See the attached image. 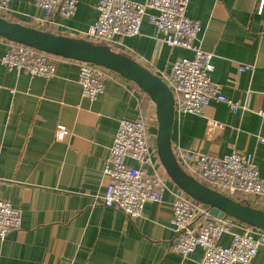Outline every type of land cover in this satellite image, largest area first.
Returning <instances> with one entry per match:
<instances>
[{"label": "crops", "instance_id": "0c3cea01", "mask_svg": "<svg viewBox=\"0 0 264 264\" xmlns=\"http://www.w3.org/2000/svg\"><path fill=\"white\" fill-rule=\"evenodd\" d=\"M143 2L144 0H131ZM189 0L186 15L200 26L198 47L211 53V81L228 100L248 110L210 102L205 114L174 115L172 149L183 148L222 157L232 148L250 153L264 179V0ZM74 15H54V34L79 37L96 21L98 0H76ZM7 18L34 26L44 18L35 0H11ZM0 38V56L9 48ZM113 51L159 76L190 51L170 48L143 20L140 34L121 38ZM249 66L239 72L237 66ZM76 61L59 62L54 76L16 74L0 66V200L20 212V227L0 241V264H199L203 251L187 258L173 250V193L168 181L160 204L148 202L138 218L125 219L104 208L109 179L102 170L118 124L140 111L155 115L154 104L133 83L117 74L104 81L95 99L82 96ZM208 121L220 126L208 132ZM66 130L56 140L57 128ZM155 131V125L150 132ZM137 167V164L126 160ZM161 171V170H160ZM260 206V207H259ZM258 207L264 211V202ZM224 234L218 244H230ZM252 264H264L260 247Z\"/></svg>", "mask_w": 264, "mask_h": 264}, {"label": "built area", "instance_id": "2783aa9c", "mask_svg": "<svg viewBox=\"0 0 264 264\" xmlns=\"http://www.w3.org/2000/svg\"><path fill=\"white\" fill-rule=\"evenodd\" d=\"M11 0H0V15L9 13ZM189 0H98L96 21L78 38L109 47L124 37L140 34V26L146 20L154 27L158 39L170 48L192 52L190 59L175 60L168 71L158 77L170 89L174 99V115L192 114L203 116L210 102L224 103L231 110H248L246 105L226 99L219 85L211 81L212 54L198 47L200 26L187 17ZM44 18L33 21V28L52 32L55 24L51 17L71 18L76 0H35ZM263 1L257 8L261 13ZM8 50L0 56V66L19 74L50 78L54 76L59 62L69 61L23 45L9 42ZM77 82L83 97L95 100L104 90V81L112 72L88 63L77 62ZM249 66H237L239 72ZM264 121V112L257 113ZM155 125V131L150 127ZM155 115H140L135 120H122L118 124L108 158L102 170L109 181L105 192L98 199L104 208L119 212L125 219L138 218L146 203L160 204L169 189V179L164 174L156 156ZM208 121L207 130L221 128ZM66 130L59 126L56 140H62ZM264 143L263 138H259ZM179 166L205 186L221 194L258 209L264 202V179L250 153L232 148L222 157L210 156L183 148L173 149ZM130 160L137 167L126 163ZM161 170V171H160ZM260 207V206H259ZM20 212L8 202L0 200V241L20 227ZM172 224L176 233L173 250L187 258L195 249L203 251L199 264H252L257 251L264 247V231L249 227L229 217H213L206 206L190 199L185 194L173 193ZM224 234L230 235L229 246L218 244Z\"/></svg>", "mask_w": 264, "mask_h": 264}, {"label": "water", "instance_id": "95a60500", "mask_svg": "<svg viewBox=\"0 0 264 264\" xmlns=\"http://www.w3.org/2000/svg\"><path fill=\"white\" fill-rule=\"evenodd\" d=\"M0 38L64 59L102 67L136 85L154 104L155 149L169 181L216 218L229 217L264 231V211L237 202L188 175L177 163L171 145L174 99L166 84L149 69L107 46L78 37L54 34L0 17Z\"/></svg>", "mask_w": 264, "mask_h": 264}, {"label": "trees", "instance_id": "16d2710c", "mask_svg": "<svg viewBox=\"0 0 264 264\" xmlns=\"http://www.w3.org/2000/svg\"><path fill=\"white\" fill-rule=\"evenodd\" d=\"M0 17L5 18V19L8 20V21H12V22H14L13 20L7 18V16L0 15ZM16 22H17V21H16ZM17 23H19V22H17ZM20 24H23V23H20ZM24 25H26V24H24ZM31 27H33V26H31ZM112 50H113V49H112Z\"/></svg>", "mask_w": 264, "mask_h": 264}]
</instances>
